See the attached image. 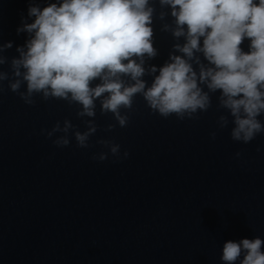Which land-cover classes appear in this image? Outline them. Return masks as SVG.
Masks as SVG:
<instances>
[{
	"label": "clouds",
	"instance_id": "9594fccd",
	"mask_svg": "<svg viewBox=\"0 0 264 264\" xmlns=\"http://www.w3.org/2000/svg\"><path fill=\"white\" fill-rule=\"evenodd\" d=\"M30 0L27 18L17 34L27 33L18 57L4 55L11 41L0 43V93L4 82L29 106L42 100H63L77 106L86 130L65 119L41 134L53 145L89 148L97 133V101L102 115L112 114L124 128L139 95L153 113L179 121L198 120L217 96L219 130L231 123L230 137L248 144L264 133V0ZM160 11L157 13L156 4ZM170 22L167 21L168 18ZM31 19V22L28 20ZM170 33L174 43L162 66L149 63L159 55L154 22ZM181 40L183 42H181ZM245 40L248 50L242 47ZM8 65L5 71L3 66ZM152 77L149 84L144 77ZM25 88V90H21ZM85 117L91 119H83ZM231 118V119H230ZM217 132L210 136L215 140ZM96 143L107 152L105 161L120 157V145L109 139ZM259 150V149H257ZM127 151L123 153L126 158ZM240 152L236 153L239 157ZM264 239L255 237L224 243V264H264Z\"/></svg>",
	"mask_w": 264,
	"mask_h": 264
}]
</instances>
